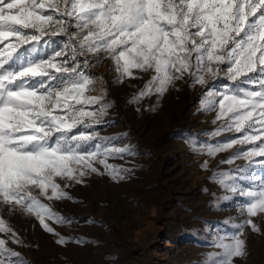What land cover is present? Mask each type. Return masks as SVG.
I'll return each instance as SVG.
<instances>
[{
  "label": "snow or ice",
  "instance_id": "1",
  "mask_svg": "<svg viewBox=\"0 0 264 264\" xmlns=\"http://www.w3.org/2000/svg\"><path fill=\"white\" fill-rule=\"evenodd\" d=\"M104 59L119 83L148 77L129 103L181 81L200 87V110L219 122L210 138L222 139L190 141L193 150L247 162L211 174L242 199L238 222L224 221L232 230L213 236L202 264H235L247 231L264 234V175L253 167L264 171V0H0V264H27L5 214L35 218L64 244L71 238L53 225L71 221L51 202L73 200L69 189L92 175H131L109 162L131 146L98 128L112 107L107 93L89 94L97 78L88 69Z\"/></svg>",
  "mask_w": 264,
  "mask_h": 264
},
{
  "label": "rangeland",
  "instance_id": "2",
  "mask_svg": "<svg viewBox=\"0 0 264 264\" xmlns=\"http://www.w3.org/2000/svg\"><path fill=\"white\" fill-rule=\"evenodd\" d=\"M88 71L97 78L89 94L104 91L112 103L107 123L98 126L101 135L118 137V146L128 144L133 152L109 162L131 168V175L121 181L92 175L69 189L73 200L51 202L71 221L53 225L59 235L71 238L64 244L56 243L58 236L44 231L35 218L5 214L23 240L20 246H10L27 264H202L216 250L213 236L232 230L224 221L238 222L236 203L242 199L225 192L211 174L247 162L221 164L231 151L212 158L193 150L190 141L222 139L210 138L219 122L212 123L214 111L200 110L199 86L181 81L163 96L129 103L146 75L119 83L107 59ZM205 160L206 170L201 168ZM253 167L264 175L260 167ZM225 195L232 199L223 200ZM246 241V255L235 258V264H264V234L247 231Z\"/></svg>",
  "mask_w": 264,
  "mask_h": 264
}]
</instances>
